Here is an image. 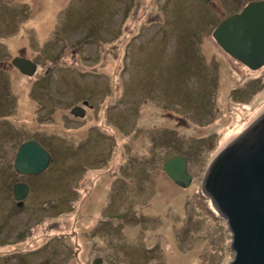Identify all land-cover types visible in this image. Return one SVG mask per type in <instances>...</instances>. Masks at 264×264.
<instances>
[{"label": "rangeland", "instance_id": "1", "mask_svg": "<svg viewBox=\"0 0 264 264\" xmlns=\"http://www.w3.org/2000/svg\"><path fill=\"white\" fill-rule=\"evenodd\" d=\"M46 2L42 9L32 7L29 21L15 19L19 32L39 33L41 40L63 17L78 20L76 33L85 37L114 30L110 39H102L98 51L80 49L101 57L102 67L92 72L116 78L120 95L123 84L134 90L129 99L134 112L129 114L134 118L140 112L145 138V143L138 142L135 124L134 146L128 153H133L137 163H146L143 173L147 177L135 179L133 185L125 180L98 185L94 211H86L78 225L70 215L71 230H85L80 243L70 236L71 245L84 248L85 264H95L97 256L103 258L100 264H228L234 254L231 232L212 208L203 180L219 146L228 145L237 128L248 126V120L264 110V66L249 69L225 53L212 35L220 18L238 8L224 3L210 14L200 0H117V28H113L111 5L115 0ZM64 7L63 16L62 12L54 15ZM4 15L0 8V31L7 29ZM71 52L58 62L74 65L79 57ZM82 78L75 77L74 83L81 84ZM24 85L25 80L18 77V88ZM25 93L18 90L21 104ZM119 117L127 118L126 112ZM129 135L121 126L118 146ZM94 143H90L92 148ZM175 154L188 157L194 178L187 187L177 185L162 169L163 160ZM115 171L110 170L112 175ZM49 177L55 191L75 196L60 183L59 169L50 171ZM45 255L39 253L33 264L50 262L42 261ZM81 263L72 256L67 264Z\"/></svg>", "mask_w": 264, "mask_h": 264}, {"label": "flooded vegetation", "instance_id": "2", "mask_svg": "<svg viewBox=\"0 0 264 264\" xmlns=\"http://www.w3.org/2000/svg\"><path fill=\"white\" fill-rule=\"evenodd\" d=\"M200 1L207 4L210 14L224 3L238 8L220 18L222 22L248 3L262 0ZM42 2L46 0H0L8 21L7 29L0 31V264H33V258L42 252L47 253L42 261L50 260L47 264H67L72 256L85 264L84 248L70 242V236H74L80 243L85 230H71L70 215H74L77 225L83 222L86 211H94L99 200L97 186L106 180H125L133 185L135 179L147 177L143 173L146 163H137L133 153H128L134 146L135 124L140 133L138 142L145 143V138L142 139L140 112L137 116L134 113V118L129 114L133 111L129 99L134 90L123 84L120 95L116 78L98 77L92 72L102 67L101 57L97 53L89 56L85 51H98L102 39H110L114 30L85 37L86 34L76 33L78 20L60 17V24L41 40L39 33H20L15 19L23 17L21 22L29 21L32 7L42 9ZM55 2L59 5L64 0ZM116 5L117 0L111 5L113 28L117 26ZM65 10L66 7L54 15L62 12L63 16ZM74 45L78 47L75 49ZM81 47L85 50L81 51ZM70 52L76 59L79 57L74 65L58 62ZM80 75L84 78L77 85L74 78ZM18 77L26 82L23 88H18ZM18 90L26 92L23 104L19 103ZM125 112L127 118H118L119 113ZM121 126L130 135L118 146ZM92 140L94 148L90 146ZM30 141L40 144L50 156L39 172L28 173L18 168L19 150ZM122 148L125 150L119 152ZM57 169L60 183L74 197L54 190L49 172ZM111 169L116 170L114 175ZM98 258L103 261L98 256L93 261Z\"/></svg>", "mask_w": 264, "mask_h": 264}, {"label": "water", "instance_id": "3", "mask_svg": "<svg viewBox=\"0 0 264 264\" xmlns=\"http://www.w3.org/2000/svg\"><path fill=\"white\" fill-rule=\"evenodd\" d=\"M213 36L248 68L264 66V1L250 2L224 19ZM49 158L40 144L30 141L19 150L18 168L39 172ZM164 171L181 187L189 186L194 178L185 154L168 157ZM203 191L231 232L234 254L228 264H264V110L249 119L248 126L237 128L228 145L219 146L203 180ZM101 262V258L94 260Z\"/></svg>", "mask_w": 264, "mask_h": 264}, {"label": "trees", "instance_id": "4", "mask_svg": "<svg viewBox=\"0 0 264 264\" xmlns=\"http://www.w3.org/2000/svg\"><path fill=\"white\" fill-rule=\"evenodd\" d=\"M87 36V35H86ZM89 37V36H88ZM79 78V77H78ZM78 78L76 80H78Z\"/></svg>", "mask_w": 264, "mask_h": 264}, {"label": "clouds", "instance_id": "5", "mask_svg": "<svg viewBox=\"0 0 264 264\" xmlns=\"http://www.w3.org/2000/svg\"><path fill=\"white\" fill-rule=\"evenodd\" d=\"M232 56V55H231ZM242 63V62H241ZM245 65V64H244ZM250 69V68H249Z\"/></svg>", "mask_w": 264, "mask_h": 264}]
</instances>
